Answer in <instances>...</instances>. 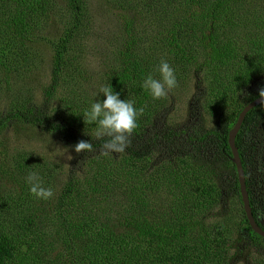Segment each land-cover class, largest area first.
<instances>
[{
  "label": "trees",
  "instance_id": "1",
  "mask_svg": "<svg viewBox=\"0 0 264 264\" xmlns=\"http://www.w3.org/2000/svg\"><path fill=\"white\" fill-rule=\"evenodd\" d=\"M108 2L120 22L96 33L94 0H0L8 96H0V264H264L229 145L240 113L264 90V0ZM162 59L178 85L154 100L141 84L159 78ZM21 76L25 90L14 97ZM109 85L144 111L126 150L105 155L108 138L85 135L95 125L83 114ZM180 90L200 125L165 122ZM42 134L73 148L90 141L95 151L77 153L85 161L68 170L27 144ZM160 145L166 153H156ZM236 145L264 228V103L247 113ZM31 172L52 199L30 193Z\"/></svg>",
  "mask_w": 264,
  "mask_h": 264
},
{
  "label": "clouds",
  "instance_id": "2",
  "mask_svg": "<svg viewBox=\"0 0 264 264\" xmlns=\"http://www.w3.org/2000/svg\"><path fill=\"white\" fill-rule=\"evenodd\" d=\"M156 72L159 78L148 74L142 81V89L152 99L166 97L178 85L176 70L166 59H162ZM105 97L91 103L90 108L83 114L87 123L95 125L94 133L85 132L93 140L108 139L101 145L105 155L108 153H122L130 144V136L138 127V118L143 114V107L137 108L135 100L120 99V93L115 92L111 85L101 88ZM259 95L264 97V90ZM85 121V120H84ZM77 153H91L95 151L90 141L80 140L75 146ZM30 193L38 200H50L55 193L52 187H44L41 176L36 172L29 173L25 178Z\"/></svg>",
  "mask_w": 264,
  "mask_h": 264
},
{
  "label": "rangeland",
  "instance_id": "3",
  "mask_svg": "<svg viewBox=\"0 0 264 264\" xmlns=\"http://www.w3.org/2000/svg\"><path fill=\"white\" fill-rule=\"evenodd\" d=\"M94 3L96 5V9L93 11V14L95 16L94 20L96 21V23L93 26V29L95 30L96 33H101V31H104L106 27H113L118 22H120L119 20H120L121 14H119L120 11L115 8V4L109 3L108 0H94ZM56 28L60 29V25L56 24ZM37 76L40 79H46V76H47L46 65L44 69H41L39 70V72H37ZM27 80H28L27 77L21 76V77H18L15 82H13V86L15 87V89H14L12 96L14 95L15 97L17 95V93L20 91L18 90V88L24 89L23 82ZM191 82H194V81L191 80ZM29 84L32 85V82H30ZM189 87H191V83H189ZM0 96L2 99H6V97H8L5 86L2 87V92L0 93ZM193 101L190 96V92H185L184 90H180V94L175 101L178 105V108L174 106L171 112H169L168 119H171L173 121L166 120L165 122L168 124L171 122L175 129H178L177 126H179V128L184 127V128L190 129V127L195 124L200 125L201 121L195 120L193 114H191L193 104H194ZM180 112H182L183 114H186L185 115L186 118L182 122L181 120H177V117H179ZM160 121H161V118L158 119L157 124L158 126L161 127V130L160 129L156 130V133H159V135L163 132L162 130L165 129V126L161 124ZM14 136H15L14 132L11 131L10 137L14 138ZM42 136L43 138H35L32 141H29L26 139L27 144L31 143L33 145H37L38 147H40L42 152H45L46 154L51 155L52 160L55 163L67 165L68 170L73 168V166H75L79 162L85 161L82 156H77V152L75 151L73 147H70V145L66 143H58L57 140L53 139L49 135L46 136L42 134ZM15 141L16 140H13L12 142H15ZM159 141L162 142V140L160 139ZM162 148L163 147H161L160 145L156 153H166L163 151ZM65 180H66L65 175L60 177V181L63 182ZM229 188H230V185H225L224 187V191L227 192L226 194L227 202L230 198L228 196V194H230L228 191Z\"/></svg>",
  "mask_w": 264,
  "mask_h": 264
},
{
  "label": "water",
  "instance_id": "4",
  "mask_svg": "<svg viewBox=\"0 0 264 264\" xmlns=\"http://www.w3.org/2000/svg\"><path fill=\"white\" fill-rule=\"evenodd\" d=\"M264 103V97H257L254 100H252L250 103H248L242 112L240 113L235 125L233 128L230 130L229 133V145L232 150V155H231V160L236 164L237 166V171H238V178H239V183H240V191L243 199V204L245 208V212L247 215V218L249 220V223L253 229L254 232L257 234L261 235L264 238V228L259 224L257 219L255 218L253 214V209L251 206L250 202V197H249V192L247 190V184H246V176H245V171L244 167L242 164V160L240 157L239 149L236 145V138L237 134L239 133L242 124L246 118L247 113L253 109L254 107L261 105Z\"/></svg>",
  "mask_w": 264,
  "mask_h": 264
}]
</instances>
